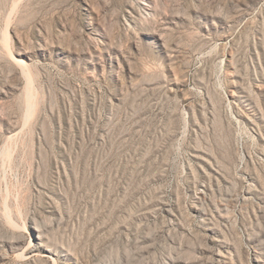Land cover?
<instances>
[{
    "label": "rangeland",
    "instance_id": "1",
    "mask_svg": "<svg viewBox=\"0 0 264 264\" xmlns=\"http://www.w3.org/2000/svg\"><path fill=\"white\" fill-rule=\"evenodd\" d=\"M0 264H264V0H0Z\"/></svg>",
    "mask_w": 264,
    "mask_h": 264
}]
</instances>
